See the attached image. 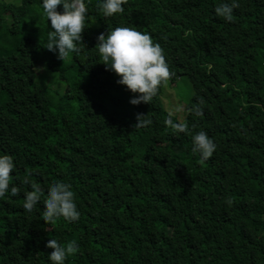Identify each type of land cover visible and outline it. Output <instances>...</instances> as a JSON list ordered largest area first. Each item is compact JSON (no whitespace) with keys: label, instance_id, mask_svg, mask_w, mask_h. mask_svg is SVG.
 Here are the masks:
<instances>
[{"label":"trees","instance_id":"obj_1","mask_svg":"<svg viewBox=\"0 0 264 264\" xmlns=\"http://www.w3.org/2000/svg\"><path fill=\"white\" fill-rule=\"evenodd\" d=\"M103 2L85 0L81 51L62 61L45 48L43 0H0V156L16 165L0 197V264H52L51 239L76 242L65 264H264V0H236L231 22L215 9L232 0H128L111 17ZM116 27L151 34L170 81L189 79L183 118L163 106L164 86L151 104L130 103L140 94L95 48ZM39 65L60 88L40 82ZM198 104L202 116L190 111ZM138 113L152 123L134 128ZM169 114L205 131L213 156L194 153ZM26 177L43 191L32 212ZM56 182L72 186L78 221L42 219Z\"/></svg>","mask_w":264,"mask_h":264},{"label":"clouds","instance_id":"obj_2","mask_svg":"<svg viewBox=\"0 0 264 264\" xmlns=\"http://www.w3.org/2000/svg\"><path fill=\"white\" fill-rule=\"evenodd\" d=\"M128 0H104L99 5L103 14L111 17L124 12L123 5ZM63 6V12L58 11V7ZM236 0L231 3H223L216 7L218 16L231 22L233 20V10L238 8ZM44 14L48 21H51V28L47 36L45 48L51 52H58L59 60H66L70 53L79 54L81 49L78 44L83 41L85 22L87 17V7L85 0H43ZM98 49L103 63L107 70L113 71L120 77L118 84L125 85L133 93H139L138 98H133L130 103L139 105L140 103L151 104L153 98L158 95L162 86H166L169 80L175 75L171 72L166 62L164 50L159 43H154L151 34L142 33L135 28L116 27L108 31L107 35L101 33L98 36ZM203 101H200L202 104ZM177 112L181 111L179 108ZM194 115L202 116L203 111L200 105L194 106L190 110ZM137 123L134 128H146L152 123L149 113L147 115L138 113ZM166 125L177 133H186L192 136L194 153H199L203 160H208L216 151L217 145L209 138L205 131L192 134L189 126L185 123H176L169 114L165 121ZM195 125H193V128ZM16 165L12 155L0 156V197H4L9 191L12 173ZM23 184H30L26 177ZM71 185L64 182L53 183L48 191L47 198L43 201L44 212L42 219L49 225L54 224L61 216L69 221H78L80 212L75 203V194L71 190ZM32 191L25 193L23 208L27 212H32L35 206L41 201L42 189L31 183ZM20 189L12 187L13 196L18 195ZM231 200L228 201L231 204ZM46 247L53 249L48 255L52 264H65V260L77 253L79 248L75 241L61 245L57 240L51 239Z\"/></svg>","mask_w":264,"mask_h":264},{"label":"rangeland","instance_id":"obj_3","mask_svg":"<svg viewBox=\"0 0 264 264\" xmlns=\"http://www.w3.org/2000/svg\"><path fill=\"white\" fill-rule=\"evenodd\" d=\"M8 2L21 3L22 0H7ZM42 18H46V15L43 11L40 10L39 13L36 14V19L41 20ZM37 72H39L38 79L42 84L52 87L53 90H57L60 88L59 83L63 82L60 78L55 75V72L50 73L41 65L37 67ZM62 93V92H60ZM193 94V90L189 79L186 76H181L177 78L175 82H171L169 80L168 84L163 87L161 92V99L163 106L169 112L176 114L179 118H183L184 114V105L189 101ZM179 108L181 111L177 112L176 109Z\"/></svg>","mask_w":264,"mask_h":264}]
</instances>
